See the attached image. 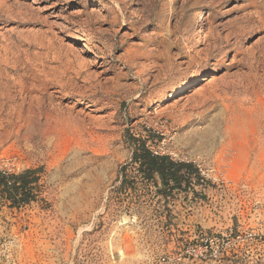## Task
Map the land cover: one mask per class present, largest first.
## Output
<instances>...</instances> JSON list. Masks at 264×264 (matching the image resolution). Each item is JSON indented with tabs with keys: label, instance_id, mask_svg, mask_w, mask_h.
<instances>
[{
	"label": "rangeland",
	"instance_id": "obj_1",
	"mask_svg": "<svg viewBox=\"0 0 264 264\" xmlns=\"http://www.w3.org/2000/svg\"><path fill=\"white\" fill-rule=\"evenodd\" d=\"M0 71V169H43L0 264H152L264 219V0H0ZM130 137L200 179L161 194Z\"/></svg>",
	"mask_w": 264,
	"mask_h": 264
},
{
	"label": "trees",
	"instance_id": "obj_2",
	"mask_svg": "<svg viewBox=\"0 0 264 264\" xmlns=\"http://www.w3.org/2000/svg\"><path fill=\"white\" fill-rule=\"evenodd\" d=\"M134 162L146 179L158 186L162 185L161 194L172 196L178 191H186L193 177L200 179L199 171L193 163L174 161L169 155L153 152L148 140L130 137ZM43 169H28L20 174H12L0 169V206L8 205L20 209L35 200L34 186L41 178ZM186 184V185H185ZM185 185V186H183Z\"/></svg>",
	"mask_w": 264,
	"mask_h": 264
},
{
	"label": "built area",
	"instance_id": "obj_3",
	"mask_svg": "<svg viewBox=\"0 0 264 264\" xmlns=\"http://www.w3.org/2000/svg\"><path fill=\"white\" fill-rule=\"evenodd\" d=\"M132 162V159L129 161ZM137 164V163H136ZM264 219L257 217L258 226L245 231L231 229L221 237H207L198 245H189L174 254L161 256L152 264H182L185 261L223 264L226 257L242 255L264 257ZM134 224V217L128 218Z\"/></svg>",
	"mask_w": 264,
	"mask_h": 264
},
{
	"label": "bare ground",
	"instance_id": "obj_4",
	"mask_svg": "<svg viewBox=\"0 0 264 264\" xmlns=\"http://www.w3.org/2000/svg\"><path fill=\"white\" fill-rule=\"evenodd\" d=\"M26 9H28V8H26ZM158 35V34H157ZM162 40V39H161ZM76 57V56H75ZM68 59V58H67ZM68 61H70V60H68ZM2 64V63H1ZM68 64V63H67ZM18 66V65H17ZM68 66H70V67H72L73 68V70L75 71L74 72V76H70V79H69V81H72V82H78L79 81V79L78 78H80L81 76H82V74L84 73V74H86V72H89L88 71V67H89V64H87V63H85V62H83V61H81L79 58H75L74 60H72L71 62H69V64H68ZM67 66V67H68ZM70 69V68H69ZM1 72V71H0ZM9 72V71H8ZM2 73L3 72H1L0 73V107L2 108V109H7V108H10V103L11 102H16L17 100H18V98H17V95H14V94H18L19 92L18 91H16V89L18 88V87H20L19 86V84H17V85H14L13 87H10L9 86V82H11L10 80H9V76H8V74L7 75H5L4 73V75L5 76H3L2 75ZM70 73V72H69ZM67 75H68V73H67ZM66 75V76H67ZM69 76V75H68ZM14 79V78H13ZM2 82H6V84H3ZM50 84H49V82L48 83H46L45 84V88L46 87H48ZM92 85V84H91ZM54 86V85H53ZM67 88V87H66ZM91 89V88H90ZM64 91V90H63ZM12 97H11V96ZM38 107V106H37ZM210 170H211V172H214V167H210ZM125 221H127L126 219H125ZM88 229H84V230H80L79 231V233H78V236L80 237L81 236V234L83 233V232H85V231H87Z\"/></svg>",
	"mask_w": 264,
	"mask_h": 264
}]
</instances>
